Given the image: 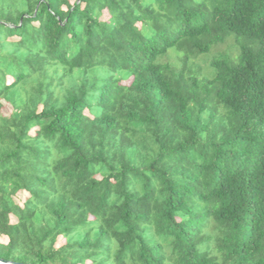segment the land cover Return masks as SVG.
<instances>
[{
    "label": "trees",
    "instance_id": "1",
    "mask_svg": "<svg viewBox=\"0 0 264 264\" xmlns=\"http://www.w3.org/2000/svg\"><path fill=\"white\" fill-rule=\"evenodd\" d=\"M1 237L28 264H264V0H0Z\"/></svg>",
    "mask_w": 264,
    "mask_h": 264
},
{
    "label": "rangeland",
    "instance_id": "2",
    "mask_svg": "<svg viewBox=\"0 0 264 264\" xmlns=\"http://www.w3.org/2000/svg\"><path fill=\"white\" fill-rule=\"evenodd\" d=\"M104 17H107L106 13L104 14ZM227 44L224 45H219L218 47L214 48L212 51H210L207 54L201 55L198 59H196V63L200 64L202 67V70L204 73L208 72V66H207V60L210 59L212 56L215 55L216 50H222V49H227ZM172 61L175 60V58L172 57ZM11 112V107L8 104L4 103V106L2 108V113L3 114H9ZM27 196L26 192H19V194L15 197V200L18 202H21L25 197ZM14 220V218H12ZM0 240L5 241V237H1Z\"/></svg>",
    "mask_w": 264,
    "mask_h": 264
},
{
    "label": "water",
    "instance_id": "3",
    "mask_svg": "<svg viewBox=\"0 0 264 264\" xmlns=\"http://www.w3.org/2000/svg\"><path fill=\"white\" fill-rule=\"evenodd\" d=\"M0 263L1 264H28V263H21V262H14V261L3 260L1 258H0Z\"/></svg>",
    "mask_w": 264,
    "mask_h": 264
},
{
    "label": "bare ground",
    "instance_id": "4",
    "mask_svg": "<svg viewBox=\"0 0 264 264\" xmlns=\"http://www.w3.org/2000/svg\"><path fill=\"white\" fill-rule=\"evenodd\" d=\"M1 264V263H0Z\"/></svg>",
    "mask_w": 264,
    "mask_h": 264
}]
</instances>
